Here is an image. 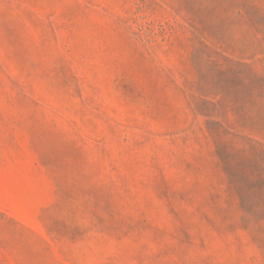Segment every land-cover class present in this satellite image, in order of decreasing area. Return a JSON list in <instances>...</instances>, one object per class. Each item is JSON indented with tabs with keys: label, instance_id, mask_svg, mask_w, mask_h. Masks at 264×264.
I'll list each match as a JSON object with an SVG mask.
<instances>
[{
	"label": "rangeland",
	"instance_id": "obj_1",
	"mask_svg": "<svg viewBox=\"0 0 264 264\" xmlns=\"http://www.w3.org/2000/svg\"><path fill=\"white\" fill-rule=\"evenodd\" d=\"M0 264H264V0H0Z\"/></svg>",
	"mask_w": 264,
	"mask_h": 264
}]
</instances>
